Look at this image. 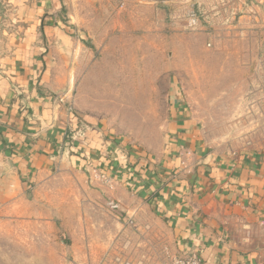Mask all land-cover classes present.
I'll list each match as a JSON object with an SVG mask.
<instances>
[{
    "label": "crops",
    "instance_id": "crops-1",
    "mask_svg": "<svg viewBox=\"0 0 264 264\" xmlns=\"http://www.w3.org/2000/svg\"><path fill=\"white\" fill-rule=\"evenodd\" d=\"M189 7L228 15L231 25L258 21L264 0H0V209L76 169L106 179L116 208L125 194L142 200L169 228L178 256L264 264V153H209L176 84L162 144L150 155L74 99L92 25L138 16L160 30L168 14Z\"/></svg>",
    "mask_w": 264,
    "mask_h": 264
},
{
    "label": "rangeland",
    "instance_id": "rangeland-1",
    "mask_svg": "<svg viewBox=\"0 0 264 264\" xmlns=\"http://www.w3.org/2000/svg\"><path fill=\"white\" fill-rule=\"evenodd\" d=\"M190 13L168 14L160 30L138 16L92 25L82 41L77 106L150 155L162 144L176 84L209 153H264V8L258 21L231 25L228 15L209 12L194 28ZM95 179L55 172L28 200L0 209V264H168L177 255L169 228L130 193L116 208L112 186Z\"/></svg>",
    "mask_w": 264,
    "mask_h": 264
},
{
    "label": "built area",
    "instance_id": "built-area-1",
    "mask_svg": "<svg viewBox=\"0 0 264 264\" xmlns=\"http://www.w3.org/2000/svg\"><path fill=\"white\" fill-rule=\"evenodd\" d=\"M248 6V5H247ZM189 22L188 25L190 28H194L201 24V19L203 16H199L198 14L192 12L188 15ZM168 264H202L198 257H182V256H173L169 259Z\"/></svg>",
    "mask_w": 264,
    "mask_h": 264
}]
</instances>
